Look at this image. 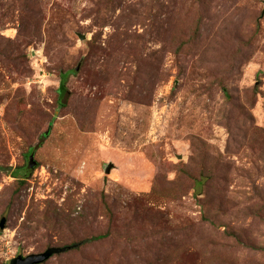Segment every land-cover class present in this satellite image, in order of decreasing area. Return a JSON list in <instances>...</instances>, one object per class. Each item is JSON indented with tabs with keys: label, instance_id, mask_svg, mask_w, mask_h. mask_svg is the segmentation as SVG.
I'll use <instances>...</instances> for the list:
<instances>
[{
	"label": "rangeland",
	"instance_id": "rangeland-1",
	"mask_svg": "<svg viewBox=\"0 0 264 264\" xmlns=\"http://www.w3.org/2000/svg\"><path fill=\"white\" fill-rule=\"evenodd\" d=\"M262 9L0 0V264H264Z\"/></svg>",
	"mask_w": 264,
	"mask_h": 264
},
{
	"label": "trees",
	"instance_id": "trees-1",
	"mask_svg": "<svg viewBox=\"0 0 264 264\" xmlns=\"http://www.w3.org/2000/svg\"><path fill=\"white\" fill-rule=\"evenodd\" d=\"M66 78H67V73H62L61 74L60 84H59V87H58V100H57V102H58L59 107H63L64 106L65 100L67 98V97L65 98V93L67 92V88H66V85H65ZM23 169H25L23 166L17 168L16 172H14V174H15L14 176L15 177H21V176H17V173L22 171ZM105 236H106V234H98V235H95V236H91L89 238L81 239V240L74 241V242H71V243H67V244H64V245H61V246H51V247L47 248L43 252L44 256H45L44 261H46L47 259H49L52 256H58L60 254H64V253H68L70 251L78 250L81 247H83L84 245H86L87 243L96 241V240L101 239V238H103ZM11 260L9 261V264H13L11 262Z\"/></svg>",
	"mask_w": 264,
	"mask_h": 264
},
{
	"label": "water",
	"instance_id": "water-1",
	"mask_svg": "<svg viewBox=\"0 0 264 264\" xmlns=\"http://www.w3.org/2000/svg\"><path fill=\"white\" fill-rule=\"evenodd\" d=\"M264 13V0H263V9H262V14ZM79 37L82 39L84 36L79 35ZM78 68H76L77 70ZM68 96V91L65 93V98ZM33 164V163H32ZM110 166H107L105 168V172H109ZM5 224V220L1 219L0 220V229L3 228ZM45 259L44 253H31L26 256H17L11 260L13 264H38L43 262Z\"/></svg>",
	"mask_w": 264,
	"mask_h": 264
}]
</instances>
